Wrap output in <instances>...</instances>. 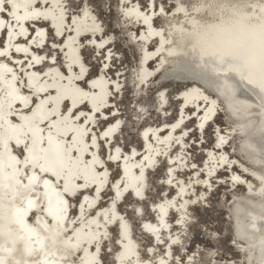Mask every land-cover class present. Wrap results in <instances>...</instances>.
<instances>
[{
  "label": "bare ground",
  "instance_id": "1",
  "mask_svg": "<svg viewBox=\"0 0 264 264\" xmlns=\"http://www.w3.org/2000/svg\"><path fill=\"white\" fill-rule=\"evenodd\" d=\"M16 3L20 6L9 5L0 13V258L6 264H103L102 255L109 254L112 264H181L172 250L184 248L190 207H207L206 193L214 187L231 192L241 187L247 198L241 201L233 194L227 213L231 241L242 264H264V183L258 179L264 175V90L261 79L249 73H261L259 37L249 24H258L264 12L246 7L264 0H183L182 11L180 0H169L168 10L161 0L154 5L145 0L144 6L138 0H117L128 40L139 54L132 71L133 97L149 89L164 69V80L181 83L173 95L175 117L165 120L168 90L158 89L154 101L161 121L142 125L136 130L140 147L126 150L124 119L117 107L126 73L111 67L119 60L113 33H106L86 0L75 9L68 0ZM85 48L99 61L94 75L83 60ZM245 55L255 56L257 63L234 71ZM228 59L233 64L226 63ZM175 63L182 65L174 68ZM202 75L211 78L209 84L200 80ZM219 103L233 120L228 128L214 123ZM131 107L137 112L134 121L143 123L148 109L138 103ZM210 126L214 138L206 147L204 132ZM21 133L27 134L28 144L35 138L37 147L46 148L51 135L68 149L61 175L71 194L47 190L53 205L66 209L65 218L54 221L38 213V225L29 212L27 223L38 235L16 222V209L27 206L24 197L29 193L22 186L27 179L21 173L18 185L7 178L14 172L9 154L18 155L24 147L16 146L18 136L24 140ZM236 138L245 164L225 150ZM192 146L203 155L201 164L192 160ZM114 167L117 174L112 178ZM160 168L163 175L157 183L162 191L147 201L148 174ZM44 191L41 181L33 195L46 203ZM127 196L135 201L131 209L140 232L150 239L145 257L140 256L131 221L118 209ZM61 197L66 205L58 204ZM145 203L152 214L148 218L142 210ZM194 258V253L187 254L184 264H193Z\"/></svg>",
  "mask_w": 264,
  "mask_h": 264
},
{
  "label": "rangeland",
  "instance_id": "2",
  "mask_svg": "<svg viewBox=\"0 0 264 264\" xmlns=\"http://www.w3.org/2000/svg\"><path fill=\"white\" fill-rule=\"evenodd\" d=\"M80 0H68V4L71 8H77ZM92 7L93 11L103 23V27L106 33H113L114 35V49L119 54V60H113L111 67L113 68H124V93L122 97L117 99V107L121 109L122 117L124 119V128L122 131L123 137V148L126 150L130 145L140 147V142L137 139L136 130L146 123H158L161 121L157 112L155 111V92L160 88H166L168 90V116L165 120L171 121L176 115L177 102L174 100V93L177 92L181 87L180 84L172 80H164L168 74H165L166 69L163 66L161 74L163 76L158 77L155 81H152L149 89L146 91L142 90L140 96L133 97L132 87V71L136 68L137 61L139 58L138 50L136 45L131 44L128 40L126 28L120 19L117 12V0H86ZM140 6H144L145 0H138ZM163 5L168 10L170 4L169 0H161ZM158 24L159 21H155ZM126 26V25H125ZM49 38L52 39L51 32L48 31ZM1 37V36H0ZM83 60L88 64L90 68V74L94 75L98 69L99 61L95 60L92 56V51L88 48L82 50ZM93 58V59H92ZM59 60V59H58ZM165 65V64H164ZM167 71V70H166ZM112 73V70H111ZM134 103H138L145 106L148 109L147 118L141 123V121H134L137 112L131 107ZM217 116L214 123L221 128H228L232 126L233 120L225 115L222 105L219 103L217 106ZM189 123L188 125H190ZM99 127L103 126L102 122H98ZM212 127H208L204 132V146H210L214 133ZM194 138L199 137L193 134ZM231 139V138H230ZM229 139V140H230ZM240 139L236 138L231 141V148L229 146L225 149L229 156H234L236 160L245 164L247 161L237 151V145ZM192 160L197 164H201L203 155L199 151L189 148ZM103 151V150H102ZM103 153V152H102ZM249 159V158H248ZM251 160V159H250ZM117 172L115 167L112 169V178L116 176ZM222 173H220L221 175ZM163 175L162 168L155 173L148 174L147 181V201H154L158 198L162 191V186L157 183V177ZM254 187L255 184L253 183ZM197 190V189H196ZM109 194V191L105 195ZM233 194L235 197H239V200L243 201L247 198L246 192L241 187H236L234 191H230L225 187H214L211 191L206 193L207 195V207L201 205L192 206L188 211V215L192 219L191 224L187 227V237L184 238L182 249L173 248L172 253L175 258H182V264L185 263V257L187 254L194 253L193 264H205L209 261L214 262L213 264H224L225 262H232V264H242L240 262L242 258H239V254L236 252L237 248H234L231 231V221L228 218L227 213L230 210V204L232 201ZM245 194V195H244ZM135 201L127 196L124 203L118 206V209L123 212L127 218L131 221L133 226V236L138 242L139 253L141 257H145L144 247L150 243V239L147 235L140 232L138 228L139 220L134 216L132 212V205ZM72 207V206H71ZM142 210L144 217H151L152 214L148 211L147 203L142 204ZM73 212V210H72ZM231 215V213H230ZM175 215H170V220L174 219ZM112 235L115 236V229H111ZM112 249H115L114 242L111 243ZM156 250H161L157 248ZM103 264H112V259L109 254L102 255ZM178 263H181V259H176ZM173 264H176L175 262Z\"/></svg>",
  "mask_w": 264,
  "mask_h": 264
},
{
  "label": "snow or ice",
  "instance_id": "3",
  "mask_svg": "<svg viewBox=\"0 0 264 264\" xmlns=\"http://www.w3.org/2000/svg\"><path fill=\"white\" fill-rule=\"evenodd\" d=\"M35 0H29V6L31 3H34ZM151 3L154 5L155 0H151ZM181 7L178 11L183 10V0H180ZM9 5L12 7H19L20 5L16 3V0H0V13H4L8 10ZM38 6V5H37ZM148 5L146 4L145 7ZM192 7H196L192 5ZM249 9L259 8L261 12H264V4H248L246 5ZM160 11L163 13L164 8L161 7ZM14 15V13H13ZM19 19V17H17ZM251 20V17L249 18ZM145 22H147V18H145ZM2 23V21H0ZM249 29L258 34L259 37V46L260 53L258 57V63L260 67V71L262 77H264V17L260 19L258 24L250 23ZM3 53H0L2 56ZM226 63L233 64L232 59L226 60ZM257 63V58L252 55H245L241 58L240 62L235 64L233 70L234 71H242L244 69H251ZM251 83V81H249ZM262 90H264V79H262ZM24 136V140L18 136L16 139V146L20 147L23 143L24 147L21 149L18 155L10 156L11 163L8 165L9 167L14 169L13 174H11L8 179H15V183L20 185L22 184V179L17 178L21 173L23 177L27 179V184H23L22 186L28 190L29 195L24 197L27 201V206L24 208L16 209L17 223H19L22 227L26 228L29 232L34 235H38L36 229L33 228L30 224L27 223V217L29 212H32L33 216H35V223L41 224V217L38 213H43L46 216L52 217L54 221H59L65 218L66 209L59 206H54L52 202L51 196L48 194L49 187H52L53 191L63 192L65 194H71L69 192V186L65 178L61 175L66 167V159L68 149L65 148L59 140H54V138L49 135L47 144L48 147H37V141L35 138H32V143L28 144L26 141L28 136L26 133H21ZM107 135V133H105ZM43 143V140L40 141ZM119 152V149H117ZM111 158V157H110ZM147 159V158H146ZM16 165H22V168H16ZM195 167V165H193ZM50 174L51 178H45ZM262 183H264V175L258 177ZM53 180H56V184L53 183ZM45 189L44 198L46 199V203L44 200H41V197L38 195H33L37 188L41 185ZM61 181H63L61 183ZM171 182V181H169ZM80 187V185H77ZM139 194V193H137ZM39 201V202H38ZM66 205L67 200H63L62 197L58 201V204ZM35 210V211H33ZM46 224V221L44 222ZM147 228L148 226L145 225ZM42 250V249H41ZM99 252V248L96 249ZM28 254L31 255V250H28ZM181 264H182V258ZM0 264H6V261L0 258ZM27 264V262H26ZM33 264H45L42 261H34ZM97 264H102V262L97 261ZM160 264H166L164 260H161Z\"/></svg>",
  "mask_w": 264,
  "mask_h": 264
},
{
  "label": "water",
  "instance_id": "4",
  "mask_svg": "<svg viewBox=\"0 0 264 264\" xmlns=\"http://www.w3.org/2000/svg\"><path fill=\"white\" fill-rule=\"evenodd\" d=\"M177 64H179V65H177ZM175 63V67L174 68H178V66H180V65H182L181 63ZM250 75L251 76H253V77H255L256 79H258V78H260L261 79V83H262V79H264V77H262V74L261 73H257V71H255V70H250ZM207 75H202V77H200L201 79L200 80H202V81H204V80H206L205 82L207 83V84H209V82L211 81V78H209V77H206ZM194 81V80H193ZM209 81V82H208ZM187 82H189V80L187 81ZM196 82V81H195ZM199 83V82H198Z\"/></svg>",
  "mask_w": 264,
  "mask_h": 264
}]
</instances>
